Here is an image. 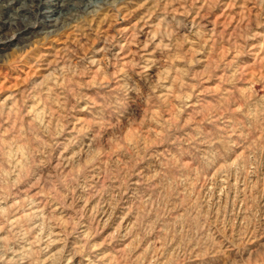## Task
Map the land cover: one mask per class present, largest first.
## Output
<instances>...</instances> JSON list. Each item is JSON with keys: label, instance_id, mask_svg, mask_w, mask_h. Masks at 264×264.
Returning a JSON list of instances; mask_svg holds the SVG:
<instances>
[{"label": "rangeland", "instance_id": "1", "mask_svg": "<svg viewBox=\"0 0 264 264\" xmlns=\"http://www.w3.org/2000/svg\"><path fill=\"white\" fill-rule=\"evenodd\" d=\"M0 264H264V0H0Z\"/></svg>", "mask_w": 264, "mask_h": 264}]
</instances>
